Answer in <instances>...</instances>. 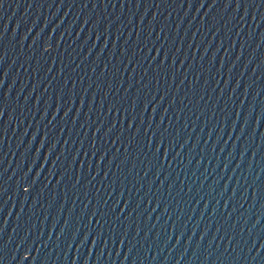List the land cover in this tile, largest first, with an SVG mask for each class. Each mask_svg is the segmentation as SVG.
Here are the masks:
<instances>
[{
	"label": "water",
	"instance_id": "95a60500",
	"mask_svg": "<svg viewBox=\"0 0 264 264\" xmlns=\"http://www.w3.org/2000/svg\"><path fill=\"white\" fill-rule=\"evenodd\" d=\"M142 264H264V219L187 250Z\"/></svg>",
	"mask_w": 264,
	"mask_h": 264
}]
</instances>
